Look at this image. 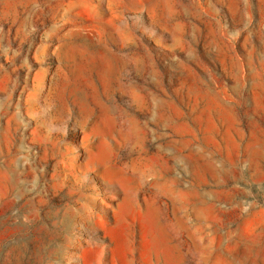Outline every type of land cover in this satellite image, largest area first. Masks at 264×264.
<instances>
[{
    "label": "rangeland",
    "instance_id": "obj_1",
    "mask_svg": "<svg viewBox=\"0 0 264 264\" xmlns=\"http://www.w3.org/2000/svg\"><path fill=\"white\" fill-rule=\"evenodd\" d=\"M0 264H264V0H0Z\"/></svg>",
    "mask_w": 264,
    "mask_h": 264
}]
</instances>
